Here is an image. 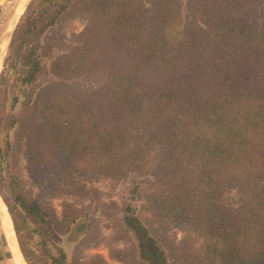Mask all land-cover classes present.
Here are the masks:
<instances>
[{"label": "trees", "instance_id": "trees-1", "mask_svg": "<svg viewBox=\"0 0 264 264\" xmlns=\"http://www.w3.org/2000/svg\"><path fill=\"white\" fill-rule=\"evenodd\" d=\"M76 18L83 28L65 37ZM11 50L19 82L39 87L13 126L38 188L55 197L151 175L136 227L167 257L264 264V0H31ZM14 186L47 231L44 195Z\"/></svg>", "mask_w": 264, "mask_h": 264}, {"label": "rangeland", "instance_id": "rangeland-1", "mask_svg": "<svg viewBox=\"0 0 264 264\" xmlns=\"http://www.w3.org/2000/svg\"><path fill=\"white\" fill-rule=\"evenodd\" d=\"M30 2L0 0V149L4 168L0 180V200L15 229L24 257L23 264H29V261L23 253L21 240L29 249L32 264H84L94 255L104 257L110 264H176L171 257H167V249L158 237L155 239L149 232L137 231L138 223L144 225L139 215L149 192L147 181L153 180L151 175L130 173L114 185L95 183L90 185L92 189L79 194L67 192L55 197L33 183L26 168L23 150H18L14 127L18 125V117L25 109V102L36 96L39 87H26L19 82L21 70L12 66L14 53L11 50L16 28ZM83 26V20L74 19L66 26L65 37H69L71 31L81 30ZM43 60L47 62V74L38 78L41 83L52 79L48 73L50 61L46 58ZM87 82L94 83L90 80ZM13 184L19 185L30 197H38L40 193L44 195L42 201L52 223L47 231L32 217L25 219L26 214L14 195L19 188ZM4 196L9 198L10 205ZM224 199L227 204H235V192L227 193ZM73 215L75 218L70 221L68 217ZM66 225L69 226L67 230L60 233ZM16 226H19V231ZM174 232L176 240H180L181 231L173 228ZM7 234L9 232L0 219V264H16V251L13 242L7 241ZM146 236H150L153 247L147 253L139 238ZM116 249L127 251L128 260H117Z\"/></svg>", "mask_w": 264, "mask_h": 264}, {"label": "bare ground", "instance_id": "bare-ground-1", "mask_svg": "<svg viewBox=\"0 0 264 264\" xmlns=\"http://www.w3.org/2000/svg\"><path fill=\"white\" fill-rule=\"evenodd\" d=\"M2 45H4V44H2ZM0 199H1V197H0ZM0 213L2 215L3 214L5 215V218L2 219L3 220V226L9 232V234H7V241L13 242V247L15 248V251H16V253H15L16 264H23L22 254H21L19 246H18V241H17L15 229L12 225L11 219L9 218V214L6 211V207L2 204L1 200H0ZM19 254H21V257Z\"/></svg>", "mask_w": 264, "mask_h": 264}, {"label": "water", "instance_id": "water-1", "mask_svg": "<svg viewBox=\"0 0 264 264\" xmlns=\"http://www.w3.org/2000/svg\"><path fill=\"white\" fill-rule=\"evenodd\" d=\"M3 218H5V215H4V214L2 215V214L0 213V219H1L2 223H3V220H2ZM17 241H18V240H17ZM18 246H19V245H18ZM19 249H20V247H19ZM20 252H21V250H20ZM21 254H22V252H21ZM23 258H24V257H23V255H22V259H23ZM23 263H24V260H23Z\"/></svg>", "mask_w": 264, "mask_h": 264}, {"label": "flooded vegetation", "instance_id": "flooded-vegetation-1", "mask_svg": "<svg viewBox=\"0 0 264 264\" xmlns=\"http://www.w3.org/2000/svg\"><path fill=\"white\" fill-rule=\"evenodd\" d=\"M159 264H164V263L161 262V263H159Z\"/></svg>", "mask_w": 264, "mask_h": 264}]
</instances>
